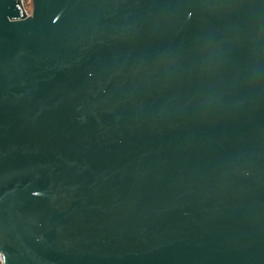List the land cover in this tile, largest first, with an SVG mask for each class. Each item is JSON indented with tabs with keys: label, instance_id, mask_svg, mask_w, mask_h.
<instances>
[{
	"label": "water",
	"instance_id": "1",
	"mask_svg": "<svg viewBox=\"0 0 264 264\" xmlns=\"http://www.w3.org/2000/svg\"><path fill=\"white\" fill-rule=\"evenodd\" d=\"M3 264H264V0H0Z\"/></svg>",
	"mask_w": 264,
	"mask_h": 264
},
{
	"label": "rangeland",
	"instance_id": "2",
	"mask_svg": "<svg viewBox=\"0 0 264 264\" xmlns=\"http://www.w3.org/2000/svg\"><path fill=\"white\" fill-rule=\"evenodd\" d=\"M24 6L27 12L31 10L30 0H24Z\"/></svg>",
	"mask_w": 264,
	"mask_h": 264
},
{
	"label": "built area",
	"instance_id": "3",
	"mask_svg": "<svg viewBox=\"0 0 264 264\" xmlns=\"http://www.w3.org/2000/svg\"><path fill=\"white\" fill-rule=\"evenodd\" d=\"M22 2H23V4H24V0H21ZM30 5H31V0H30ZM24 8H25V6H24ZM26 10V9H25ZM0 264H3V259H2V257H1V255H0Z\"/></svg>",
	"mask_w": 264,
	"mask_h": 264
}]
</instances>
